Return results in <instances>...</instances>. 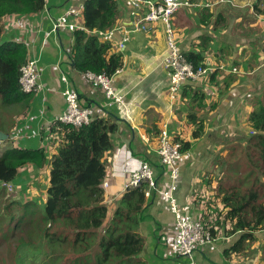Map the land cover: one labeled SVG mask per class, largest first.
<instances>
[{
	"label": "crops",
	"instance_id": "0c3cea01",
	"mask_svg": "<svg viewBox=\"0 0 264 264\" xmlns=\"http://www.w3.org/2000/svg\"><path fill=\"white\" fill-rule=\"evenodd\" d=\"M87 1L44 0L38 13L4 17L1 39L8 44H24L27 60L36 63L40 89L28 94L24 102L1 109L6 119H0V130L11 134L12 139L0 142V152L9 146L41 150L48 161L56 148L48 144L47 138L54 119L65 109L62 92L67 85L77 95L79 105L91 111L93 119L115 125L110 134L111 148L102 157L105 175L100 187L108 218L125 191L130 173L143 162L153 170L156 190L145 196L136 230L142 239L135 257L139 263L264 264V230L242 240L244 232L227 235L219 223L225 207L219 202L222 194L218 192V185L224 184L225 170L231 165L239 168L235 160L238 145H247L253 134L248 116L263 99L264 2L253 8L255 0H184L189 3L171 18L179 51L185 56L195 52L201 57V65L221 64L223 69L185 84L178 98L171 99L168 77L161 65L166 53L162 22L148 23V31L138 30L136 21L147 11L145 4L137 7L131 0H113L116 13L112 24L101 30H110V38L103 40L96 35V29L88 34L113 46L110 51L122 57L121 68L111 78L114 91L123 94L122 102L116 103L103 90L92 86L85 72L75 69L71 56L74 30L53 29L68 9H74L78 13L72 21L85 30L82 10ZM205 2L210 5L204 6ZM123 39V47L118 48ZM189 114L200 124L192 122ZM199 127L202 133L193 138L192 133ZM161 130L173 140L189 144L172 166H163L157 155ZM27 167L16 173L25 183L23 189L21 184L16 185L13 196L43 205L50 165ZM171 169L177 172L175 201L190 202L191 214L199 219L204 211V219L209 221L204 224L214 238L195 248L188 257L180 256L172 245L176 234L174 217L160 194L170 183ZM258 180L264 184V174ZM206 208L211 213L205 212ZM234 244L236 254H226Z\"/></svg>",
	"mask_w": 264,
	"mask_h": 264
},
{
	"label": "trees",
	"instance_id": "16d2710c",
	"mask_svg": "<svg viewBox=\"0 0 264 264\" xmlns=\"http://www.w3.org/2000/svg\"><path fill=\"white\" fill-rule=\"evenodd\" d=\"M260 2L264 0H255L253 8H257ZM43 5L44 0H0L1 109L8 104L24 102L28 98L27 94L20 91L18 82L20 68L27 62L26 47L22 43L8 44L2 41L3 19L10 14L38 13ZM115 13L113 0H88L85 3L82 10L85 30H74L71 52L76 70L104 72L111 76L121 68L120 53L110 51L113 46L100 41L95 35L88 34V31L94 29L109 28ZM186 58L195 66L201 65V57L195 52L187 54ZM189 119L195 124H200L195 120L194 115L189 114ZM248 122L253 133L250 138L253 140L251 146L259 157L264 158V94L262 101L249 114ZM114 130L113 123L98 118L80 128L52 123L48 144L55 146L56 153L48 161L45 160L41 150L30 151L9 146L0 152L1 198H5L6 194V187L3 184L10 183L20 168L32 165L39 168L45 163L50 165L49 184L43 205L32 200L25 202L14 198V202L11 203L20 206V213L27 214L37 209L36 206L41 207L42 222L49 228L51 223L62 221L63 226L72 231L74 249L78 248L89 255L91 244L96 243L98 253L93 260L90 261L89 256L86 255L84 260L77 264H141L135 259L142 247V239L137 235L136 230L145 203L146 184L141 182L136 187L125 190L109 218L108 207L104 203L103 190L100 187L105 175L102 157L103 153L111 148L110 134ZM201 133L202 128L199 127L192 133V137L197 138ZM180 142L181 152H186L189 148L188 142ZM228 171L242 174L239 168L231 165L225 170L224 178L230 177L227 176ZM250 174L245 173L240 180L234 178L231 183L227 181L223 185H218V192L222 194L219 202L225 207L219 223L226 234L244 232L241 240L252 238L253 232L264 230V203L259 202L261 195L254 190V187L250 188L246 185V182L251 185L259 180L255 177L249 182ZM261 184L264 186L263 183ZM243 185L246 186L243 188ZM209 211V208L205 209V212L211 213ZM201 220L209 223L204 219V211ZM18 226L21 227L20 224ZM39 232L42 236L37 243L26 241L21 243L31 251L39 253V260L37 262L33 260L32 264H44L41 259L44 252L67 240L63 238L59 243L58 237L49 238L47 231L43 234L41 229ZM20 247L15 256L16 264H24V260L30 259L28 255L20 253ZM236 250L237 244H234L226 254H236ZM59 258L60 255L57 256V259Z\"/></svg>",
	"mask_w": 264,
	"mask_h": 264
},
{
	"label": "built area",
	"instance_id": "2783aa9c",
	"mask_svg": "<svg viewBox=\"0 0 264 264\" xmlns=\"http://www.w3.org/2000/svg\"><path fill=\"white\" fill-rule=\"evenodd\" d=\"M135 6L144 3L147 11L141 15L136 21V28L141 31H148V23L161 21L164 27V37L166 43V53L162 58L161 65L168 77V94L171 99L178 98L181 89L187 83L203 78L205 74H212L217 70H222L223 65H198L195 66L186 56L179 51L177 46V38L174 28L171 24L172 15L185 4L183 0H131ZM209 6L208 2L203 4ZM74 9H68L54 24L53 29L65 28L69 31L82 30L73 21L72 17L77 15ZM96 35L103 40H108L111 31H95ZM125 39L119 44L118 48L123 47ZM118 71V70H117ZM116 71V72H117ZM236 72L235 68H232ZM85 77L90 84L96 88L103 90L105 96L116 102L121 103L123 94L114 91L111 83V76L104 72L94 73L85 72ZM39 74L36 63L33 59H28L20 68L19 88L23 94H32L40 89ZM65 81V78H62ZM66 85V84H65ZM65 100V109L61 115L54 119V123L65 124L73 128H80L93 120L91 111L79 105L77 95L72 93L66 85L62 92ZM48 139V138H47ZM157 155L163 166H172V164L182 156L181 142L173 140L165 130H161L157 136ZM177 172L173 169L169 170L170 183L166 189L160 192L163 201L167 204L169 211L174 217L176 226V234L172 238V245L180 256L188 257L193 250L200 245L208 244L213 241V236L209 228L204 222L193 216L190 212V202L186 204H177L173 196L175 189V178ZM141 182L146 184L144 195L148 196L150 191L156 190V184L153 177L152 168L145 162L141 163L138 168L133 170L125 184V190L136 187ZM6 191L14 193L10 183L3 184ZM106 187V184L103 183ZM190 264V263H189Z\"/></svg>",
	"mask_w": 264,
	"mask_h": 264
},
{
	"label": "rangeland",
	"instance_id": "374dc122",
	"mask_svg": "<svg viewBox=\"0 0 264 264\" xmlns=\"http://www.w3.org/2000/svg\"><path fill=\"white\" fill-rule=\"evenodd\" d=\"M1 107L2 106L0 105V119H6V114L1 112ZM252 142L253 140L249 139L247 145H238L237 148L238 152L236 154L235 160L237 164H239L238 167L242 174L235 172L229 173L230 175H228L227 173V176H231V178H237V180H240L242 175L245 173H251L249 182H252L253 178L264 174V158L258 156L255 149L251 146ZM241 148L242 150H240ZM18 178V175H16L10 182L13 190H16V185L18 184H21V189L24 188L23 184L25 182L19 180ZM227 181L229 183L232 182V180H227V178L223 179V183ZM246 185L250 188L254 187V190L261 195L259 202L264 203V186H262L259 181L251 185L247 184L246 182ZM246 185H243V188ZM5 193V198L0 197V264H16L15 256L20 246V253L28 255L30 258L28 260H24V264H32L33 260L37 262L40 258L39 253L31 251L27 248V246L21 245V243L23 241L28 243H37V240L42 236L39 232V229L42 230L43 234L47 231L49 238L58 237L59 243L63 238L67 239L64 243L53 246L44 252V254L41 256L44 264H77L78 262L84 260V256L88 255L80 249H74L72 247V231H70V228L64 227L62 221L51 223L49 228L45 223L42 222L43 216L41 207L36 206L37 209H34V211L30 214L20 213V206H16L15 203H13V205L11 203L14 202L13 200L15 199L13 196L14 193H9L7 191H5ZM18 198L19 196L16 197V199ZM18 224H20L21 227H19ZM88 252L89 260L92 261L95 254L98 253L97 244L93 242ZM59 255L60 258L57 259V256Z\"/></svg>",
	"mask_w": 264,
	"mask_h": 264
},
{
	"label": "water",
	"instance_id": "95a60500",
	"mask_svg": "<svg viewBox=\"0 0 264 264\" xmlns=\"http://www.w3.org/2000/svg\"><path fill=\"white\" fill-rule=\"evenodd\" d=\"M8 139H12V135L11 134H6V133H4V132H2L0 130V142L6 141Z\"/></svg>",
	"mask_w": 264,
	"mask_h": 264
}]
</instances>
